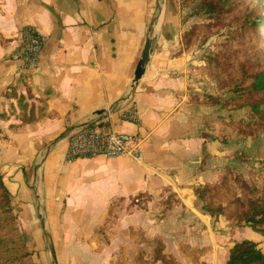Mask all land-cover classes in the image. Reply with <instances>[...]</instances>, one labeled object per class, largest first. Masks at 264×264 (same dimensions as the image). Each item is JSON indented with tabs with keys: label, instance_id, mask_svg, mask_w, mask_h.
Here are the masks:
<instances>
[{
	"label": "crops",
	"instance_id": "1",
	"mask_svg": "<svg viewBox=\"0 0 264 264\" xmlns=\"http://www.w3.org/2000/svg\"><path fill=\"white\" fill-rule=\"evenodd\" d=\"M191 12L180 0H0V175L41 246L43 203L56 264L131 262L154 244L177 264H226L243 241L264 253L261 232L208 215L194 194L248 174L258 133L230 132L243 109L224 107L231 94L206 72L212 41L186 48ZM28 25L44 37L39 67L17 72ZM78 125L133 135L142 160L66 161L63 134Z\"/></svg>",
	"mask_w": 264,
	"mask_h": 264
},
{
	"label": "rangeland",
	"instance_id": "2",
	"mask_svg": "<svg viewBox=\"0 0 264 264\" xmlns=\"http://www.w3.org/2000/svg\"><path fill=\"white\" fill-rule=\"evenodd\" d=\"M180 1L184 7H192L191 13L196 23L192 27L197 28L193 33L194 35L185 40L187 41V43L185 42L188 46L187 48L194 44L196 46L202 45L208 40L212 41V48L207 49V52L203 53V59L207 62V58L210 55L218 57L215 66L218 65L219 68H212L211 75L207 73L212 79L214 87L219 90L222 88L223 90L227 89L231 94L228 101L235 99L238 94L246 92L247 90L240 83L242 71H247L246 69H248L250 73L254 74L264 68V42L258 37L259 31L264 34V3L260 0H236L234 3L236 6L233 10L222 16H217L201 12L199 10L201 0L187 3ZM247 85L248 83H245V86ZM241 109H243V112L240 119L245 122L254 120L261 123L260 127L255 126L254 128V133H258L257 145L254 151L250 153V155L254 154L256 156L254 163L247 164L248 174H240L230 169L228 175L226 174L228 177L223 175V178L227 177L228 187L224 190L212 191L205 196L206 199L212 196L215 204L220 201L226 206V215L215 216H223L226 220L227 218L230 220V217H233L230 220L232 225L228 221L231 227L239 226L237 225L239 209L236 208L234 203L236 197H253L250 192L252 189H256L257 197L264 199V117L259 119L256 113L253 114L250 106H245ZM235 122V119L230 118V132H237L233 126ZM252 134L251 130H246L243 135L248 137L252 136ZM240 182L246 186L247 190L243 188ZM12 200L11 195H5L0 190V264H18V258L23 257L24 253V250L20 247H23L29 253V262L31 264H51L53 257L48 247V239L44 233H49V229L45 221L46 214L43 203H38L40 212L38 226H33L35 231L36 228L41 229L42 227L41 218L45 222V229H41V241H45L46 245L44 243L41 246L37 235L35 234L33 238L30 237L19 222V212L16 210ZM197 200L202 205V210L206 213L203 209L206 203L200 199ZM241 224L240 226L244 225ZM254 229L264 235V225L256 226ZM153 248L160 251L159 244H154ZM158 256H154V253L148 255L147 253L145 254V251H142L133 261L125 262L123 260L118 262V264H177L174 259L167 257L166 261L168 263H164L161 259H157L159 258Z\"/></svg>",
	"mask_w": 264,
	"mask_h": 264
},
{
	"label": "trees",
	"instance_id": "3",
	"mask_svg": "<svg viewBox=\"0 0 264 264\" xmlns=\"http://www.w3.org/2000/svg\"><path fill=\"white\" fill-rule=\"evenodd\" d=\"M184 3L187 2H194L195 0H182ZM235 1L236 0H201L199 4V10L207 15H217L222 16L226 14L228 11L233 10L235 8ZM264 3V0H260ZM264 25V24H263ZM207 28V27H206ZM196 27H192L190 30L184 33L183 40L187 43V38L190 36H193L194 32L196 31ZM258 37L261 39V41L264 42V34L258 33ZM186 48L188 47L187 44ZM206 62V72L211 75L212 68H219L218 65L215 66V63L218 60V57L215 55H210L207 58ZM247 61H249L247 59ZM221 66V65H220ZM245 67V66H244ZM251 68V67H250ZM247 71H242V76L240 78V83L242 87H245L247 91L241 94H238L235 99L227 101L224 103V107H227L229 110H238L245 106H250L252 109L253 114L256 113L259 119L261 117H264V68L257 71L256 73H250L248 69ZM245 83H248L247 86H245ZM223 89V88H222ZM243 89V88H241ZM238 90V89H236ZM234 128L236 129L237 133L239 134H245L246 130H251L252 135H254V128L260 127L261 123L252 121V122H245L243 119L237 121L234 123ZM229 172L226 174L228 175ZM225 174V175H226ZM224 175V176H225ZM226 175V176H227ZM223 176V177H224ZM221 178L219 183L216 185H205V186H199L194 190V194L197 199H200L204 201L206 204L204 206V210L206 213L210 216L215 215H226V206L222 204V202H218L215 204L212 196L209 197V199H206V195H209L212 191L216 190H224L227 186V177ZM241 185H243V188L245 190L246 186L240 182ZM0 190L3 194H8V190L6 189L3 181L2 176L0 175ZM244 190V191H245ZM250 194L253 197H243L238 198L236 197L235 206L237 209H239L238 215H237V225L240 226V224H252L251 226L255 228L256 226L264 225V199L257 197V191L256 189H252ZM256 196V197H255ZM233 217H230V220ZM227 218V221L232 225V222ZM241 224V225H242ZM160 245V251H157V249L154 252V256H158L161 259L162 262L168 263L166 260V256H164L161 252V244ZM22 250H24L23 257L18 258V264H31L29 262V253L26 252V250L23 247H20ZM226 264H264V253L261 252L257 245L253 242L249 241H243L241 243H236L233 248L230 251V257L229 260L226 262Z\"/></svg>",
	"mask_w": 264,
	"mask_h": 264
},
{
	"label": "built area",
	"instance_id": "4",
	"mask_svg": "<svg viewBox=\"0 0 264 264\" xmlns=\"http://www.w3.org/2000/svg\"><path fill=\"white\" fill-rule=\"evenodd\" d=\"M44 37L34 26L22 28L19 35V49L12 54V60L17 63L16 71L34 70L39 67L40 54ZM126 120L136 121L137 113L134 108L123 112ZM103 156L115 158L130 156L134 160H142L140 142L131 134L112 132L104 127L83 126L68 137L66 161L72 162L78 158Z\"/></svg>",
	"mask_w": 264,
	"mask_h": 264
},
{
	"label": "water",
	"instance_id": "5",
	"mask_svg": "<svg viewBox=\"0 0 264 264\" xmlns=\"http://www.w3.org/2000/svg\"><path fill=\"white\" fill-rule=\"evenodd\" d=\"M159 7V6H158ZM148 50V45H146L145 49H144V52H143V55L139 61V65H138V72H137V76L135 78V81H137L141 75H142V72H143V65H144V62H145V58H146V52ZM81 125H78V126H73L71 128H69L64 134H63V137H68L71 133H73L75 130L79 129ZM52 145H49L48 147H46L45 151L49 150L50 147ZM43 159H40L36 165V168L38 169L40 167V164L42 162ZM40 222H41V225H42V228H44V225H45V222L44 220L41 218L40 219ZM45 233V236L47 237V242H48V247H49V250H50V253L53 257V261H54V264H56V256H55V251H54V247H53V243H52V240H51V237L49 235L48 232H44Z\"/></svg>",
	"mask_w": 264,
	"mask_h": 264
}]
</instances>
